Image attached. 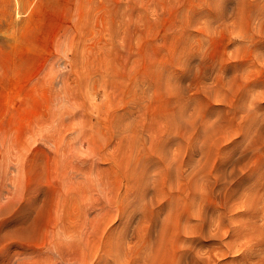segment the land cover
Returning a JSON list of instances; mask_svg holds the SVG:
<instances>
[{
	"label": "rangeland",
	"instance_id": "1",
	"mask_svg": "<svg viewBox=\"0 0 264 264\" xmlns=\"http://www.w3.org/2000/svg\"><path fill=\"white\" fill-rule=\"evenodd\" d=\"M262 55L264 0H0V264L264 239Z\"/></svg>",
	"mask_w": 264,
	"mask_h": 264
},
{
	"label": "bare ground",
	"instance_id": "2",
	"mask_svg": "<svg viewBox=\"0 0 264 264\" xmlns=\"http://www.w3.org/2000/svg\"><path fill=\"white\" fill-rule=\"evenodd\" d=\"M263 56L264 55H262V57ZM262 57L258 58L263 59L260 60L261 62H263V64L259 72V74L263 77L264 57ZM252 81H250L248 84H245L244 89L243 87H241L242 91L238 100V109L240 113L245 112V116L243 117V119L247 118L251 120L252 129L250 135L247 138L251 142H253L254 145H256V141L254 139L255 136L253 137V135H259V131L264 129V111L262 113L263 108H261L262 103L260 101L262 98L264 99V92L260 94L256 93L257 95L255 96H250L251 99L246 102V105L248 104L247 108H244L245 106H242L245 103H243V96L244 94H246L244 92H247L244 90H246L247 88L249 89V87H251L252 85L259 84L261 80L253 82ZM259 85L257 87H260ZM261 86H263V83ZM246 95H248V92ZM263 145L264 142L259 143L256 150H261L263 148ZM202 233L203 231L201 230L199 234L201 235ZM206 237L215 240L217 242L215 244L217 245V248H211L209 250H205L206 252H204L202 250H197L193 242L184 243V245L182 246V250L176 249L174 251L171 264H222L221 261L231 255L234 256L231 258V261L228 264H264V239L254 241H245L243 239L227 241V238H225L223 235H215L210 232ZM184 246L186 247V250H183Z\"/></svg>",
	"mask_w": 264,
	"mask_h": 264
}]
</instances>
